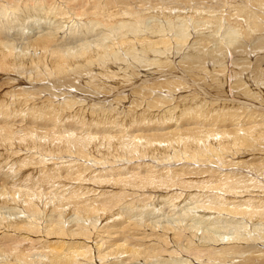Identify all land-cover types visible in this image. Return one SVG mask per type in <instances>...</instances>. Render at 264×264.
Here are the masks:
<instances>
[{
    "label": "bare ground",
    "instance_id": "obj_1",
    "mask_svg": "<svg viewBox=\"0 0 264 264\" xmlns=\"http://www.w3.org/2000/svg\"><path fill=\"white\" fill-rule=\"evenodd\" d=\"M247 2L0 0V264H264Z\"/></svg>",
    "mask_w": 264,
    "mask_h": 264
},
{
    "label": "rangeland",
    "instance_id": "obj_2",
    "mask_svg": "<svg viewBox=\"0 0 264 264\" xmlns=\"http://www.w3.org/2000/svg\"><path fill=\"white\" fill-rule=\"evenodd\" d=\"M224 1H226V0H224ZM230 1H233V0H230ZM251 2V0H246V2ZM216 2H218V3H222V0H214V3H216ZM247 2V3H248ZM25 14H27V13H25ZM12 16V17H11ZM11 16H9L10 17V19H12L13 21H20V22H16L15 24H12L11 26H12V28L11 29H9V30H12V31H10V32H12L13 33V31H15V32H25L26 34L24 35V36H27V34H32L35 30H37V28L35 27V25L37 24V22L36 21H38V25H41V26H43L45 23H43L44 22V19L43 18H41V17H38V20L36 19V21L35 20H33L34 18H29V17H25V19H24V16H21L20 17V15H18V16H14V15H11ZM18 18V19H17ZM24 21H23V20ZM27 19V20H26ZM30 19V20H29ZM26 20V21H25ZM29 20V21H28ZM33 21H35V22H33ZM13 25H14V27H13ZM23 26V27H22ZM22 27V28H21ZM14 29V30H13ZM8 30V31H9ZM34 30V31H33ZM11 33V34H12ZM197 35V34H196ZM237 42L239 43V39H237ZM250 43H252V41H249ZM250 43H248V49L250 48ZM254 44V43H253ZM230 49V48H229ZM186 56V55H185ZM234 56V57H233ZM255 57H253L252 58V61H251V63L250 64H245V63H242V64H238V65H236V70L239 72V74L241 75V78H243V79H241L242 80V84H240V86L242 87L243 86V82L245 81V83H247L248 84V88H250L251 90H253L254 92H257V97L258 98H263L262 100H264V87H261V85L263 86L264 85V80L262 79V76H260L261 78H260V81H258L259 79V77L257 78L256 77V73H257V69H259L260 68V66H259V68L257 67V65H256V55H254ZM229 57V59H230V63L233 61L232 59H234L235 58V54L233 55V52L231 53V56H228ZM240 61H242V59L240 60ZM246 61V60H245ZM239 63V62H238ZM115 64V63H114ZM114 64H113V66H112V68H114L115 66H114ZM245 64V66H243ZM231 67V66H230ZM237 68H239V69H237ZM250 68V69H249ZM231 69V68H230ZM230 69H228L227 68V71H231ZM246 70H247V72H246ZM250 72V73H249ZM254 72V73H253ZM256 72V73H255ZM228 73V72H227ZM253 74V75H252ZM4 76V75H3ZM250 76V77H249ZM253 77V79H252V77ZM233 77V76H232ZM249 78H251V79H249V81H248V79ZM202 80V82H203V78H201ZM234 79V78H233ZM207 80V79H206ZM252 81V82H251ZM256 83V84H254L253 85V83L254 82ZM252 84H251V83ZM260 82V83H259ZM259 83V84H258ZM259 85V86H258ZM205 86H207V85H205ZM250 86V87H249ZM257 86L259 87V89H257ZM208 87V86H207ZM244 87H245V85H244ZM255 88V89H254ZM261 88V89H260ZM88 89H91L90 87H88ZM81 90V89H80ZM87 89H83V90H81V91H83V93H85V94H87V93H90L89 91H86ZM260 90V91H259ZM262 90V91H261ZM263 94V95H262ZM87 95H90V94H87ZM55 99V98H54ZM57 99V98H56ZM55 99V100H56ZM88 101V100H87ZM86 101V102H87ZM230 102V101H229ZM240 170V169H239ZM235 264H243V262H242V260L241 261H239L238 263H235Z\"/></svg>",
    "mask_w": 264,
    "mask_h": 264
}]
</instances>
